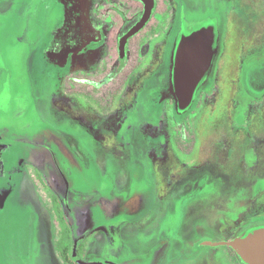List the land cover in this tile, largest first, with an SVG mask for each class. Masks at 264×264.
Here are the masks:
<instances>
[{
  "label": "flooded vegetation",
  "instance_id": "1",
  "mask_svg": "<svg viewBox=\"0 0 264 264\" xmlns=\"http://www.w3.org/2000/svg\"><path fill=\"white\" fill-rule=\"evenodd\" d=\"M25 1L0 0V17L7 20L5 12ZM56 1L45 49L57 87L47 103L66 119L57 125L65 129L39 130L20 151L0 140V169L10 166L9 178L24 175L47 197L51 237L62 219L72 240L66 260L57 253L62 263L88 261L91 246L104 264H117L113 255L134 263L143 258L122 254L142 244L150 264H209L218 247L232 264H247L230 243L264 225V0H218L228 6L224 29L217 16L188 21L181 3L155 15L154 0L145 25L123 41L144 12L142 0ZM155 16L158 25L142 33ZM206 22L214 23L211 62L179 110L170 90L171 57L181 33ZM2 76L5 111L14 105L9 69L0 68ZM17 109L12 113L22 123L23 108ZM73 147L85 154L82 163ZM97 151L115 155L114 171H104L108 160ZM90 167L97 174L91 171L95 183L88 187ZM4 193L10 195V184ZM177 202L176 210L190 215L180 219L190 230L182 241L161 230ZM104 247L114 251L106 255Z\"/></svg>",
  "mask_w": 264,
  "mask_h": 264
},
{
  "label": "rangeland",
  "instance_id": "2",
  "mask_svg": "<svg viewBox=\"0 0 264 264\" xmlns=\"http://www.w3.org/2000/svg\"><path fill=\"white\" fill-rule=\"evenodd\" d=\"M157 1L155 15L171 14L172 7L177 9L178 3H181L186 11L188 21H201L210 16H217L219 27L225 28L228 6L219 3L218 0ZM59 9L56 0H26L24 6L14 9L11 14L9 10L5 12L4 16L7 20L9 18L10 22L3 20V16L0 17V53L3 52L0 68L9 69L11 93L13 91L12 102L14 104L13 108L11 107L9 110H0V140L10 143L12 151L30 148V145L26 144L24 140L30 141L39 130L57 133L65 129L57 125L66 119H62V116L59 117L47 103L49 94L54 91L57 85L55 84L56 71L53 72L52 70L51 54L45 49L49 38L46 31L51 19L59 13ZM21 13L24 14L25 18L20 17ZM22 22H25V32L21 30ZM156 25L158 22L155 16L142 33L149 31ZM2 81H4L3 76L0 77V82ZM60 103L58 105L61 107L62 104ZM20 106L23 108L22 111L19 109L23 114H21L22 118H24L21 120L22 123H18L15 114L12 113L17 112V107ZM60 111L65 113V109ZM36 113L40 114V116L37 115L39 118L36 117ZM35 122H38V125L33 126ZM26 123L30 124L27 128H25ZM69 124L72 128L79 127L72 121H69ZM36 138H39L38 135ZM88 143L90 144V141ZM77 150L76 147L72 148L77 160L82 163L86 159L85 154L83 151ZM97 155L105 163L108 160L107 166L102 167L104 171L111 172L109 169L114 171V163L116 162L114 154L112 156L109 153L97 151ZM111 162L112 164H110ZM87 171V179L91 183H85L89 187L95 183L92 182L94 180L90 176L93 175L92 172L96 173V168L90 167ZM10 172L11 167L8 165L0 169V189L6 184L11 185V193L5 202L2 200V208H0V264H63L57 255L56 237L53 234V238L49 234V222L47 223V220H50L52 215L48 211L47 197L24 175H15L13 178H9ZM104 174L108 175L106 172ZM141 186L138 185L140 188ZM179 207L181 206L177 202L174 205L175 211H170L162 221L164 226L161 225V230L164 228L171 239L182 241L190 230L185 228L189 222L185 221L186 217L183 216L182 222L180 219L183 212H185V216L190 215L186 214V211L176 210ZM55 230L56 227L53 224L54 233ZM139 232V235L144 236L145 232ZM129 244L132 247L135 242ZM138 246L139 249L135 253L130 254L128 251H124L122 256L143 258L139 261L127 263L119 256L115 258L114 255L111 258L117 264H150L146 247H142V244ZM113 247L117 251L119 245L114 244ZM113 249L104 247L103 252L106 255H111ZM225 249V247H218L215 259L211 263L232 264V261L224 258ZM88 252L90 255L86 256V259L97 260L102 257L98 250L93 249V246ZM211 263L209 262V264Z\"/></svg>",
  "mask_w": 264,
  "mask_h": 264
},
{
  "label": "water",
  "instance_id": "3",
  "mask_svg": "<svg viewBox=\"0 0 264 264\" xmlns=\"http://www.w3.org/2000/svg\"><path fill=\"white\" fill-rule=\"evenodd\" d=\"M144 12L130 30L123 36L125 39L142 28L150 17L154 0H142ZM214 23L206 22L185 33L182 32L171 57L173 68L170 77V90L175 97L177 108L185 109L191 102L196 85L208 69L213 55ZM7 194L0 196L2 200ZM75 245L72 256L75 257ZM235 252L247 264H264V225L248 230L245 235L230 243ZM78 264H104L100 260H77Z\"/></svg>",
  "mask_w": 264,
  "mask_h": 264
},
{
  "label": "trees",
  "instance_id": "4",
  "mask_svg": "<svg viewBox=\"0 0 264 264\" xmlns=\"http://www.w3.org/2000/svg\"><path fill=\"white\" fill-rule=\"evenodd\" d=\"M59 223V230L56 234V241H57V253L61 256L62 259L66 260V257L69 256L71 247H72V240L69 237V233L66 229L62 226V219L58 217Z\"/></svg>",
  "mask_w": 264,
  "mask_h": 264
},
{
  "label": "crops",
  "instance_id": "5",
  "mask_svg": "<svg viewBox=\"0 0 264 264\" xmlns=\"http://www.w3.org/2000/svg\"><path fill=\"white\" fill-rule=\"evenodd\" d=\"M8 195H6L5 199L7 198ZM5 199H4V202H5ZM98 256V255H97ZM99 257V256H98ZM100 258V257H99Z\"/></svg>",
  "mask_w": 264,
  "mask_h": 264
}]
</instances>
